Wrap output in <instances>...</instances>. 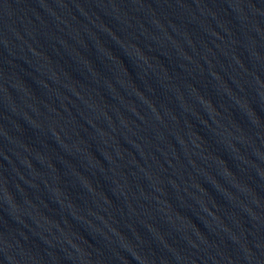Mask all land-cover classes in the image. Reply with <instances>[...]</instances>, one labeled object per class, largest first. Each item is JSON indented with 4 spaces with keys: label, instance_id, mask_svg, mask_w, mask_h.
<instances>
[{
    "label": "water",
    "instance_id": "water-1",
    "mask_svg": "<svg viewBox=\"0 0 264 264\" xmlns=\"http://www.w3.org/2000/svg\"><path fill=\"white\" fill-rule=\"evenodd\" d=\"M0 264H264V0H0Z\"/></svg>",
    "mask_w": 264,
    "mask_h": 264
}]
</instances>
